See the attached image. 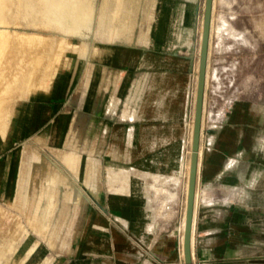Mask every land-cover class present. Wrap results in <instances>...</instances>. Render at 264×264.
Segmentation results:
<instances>
[{
  "label": "crops",
  "instance_id": "0c3cea01",
  "mask_svg": "<svg viewBox=\"0 0 264 264\" xmlns=\"http://www.w3.org/2000/svg\"><path fill=\"white\" fill-rule=\"evenodd\" d=\"M123 1L112 4L118 12H131L130 22L123 20L97 31L91 25L92 30L84 33L87 40L76 42L78 46L67 42L77 52H70L65 58L69 62L58 68V81L52 83L53 73L46 88L21 103L30 110L31 129L24 137L30 138L53 122L51 145L62 141L63 132L70 140L74 131H80L76 148L84 157L80 177L47 148L42 146L52 168L24 148L0 166V193L6 182V190L10 187L19 202L40 195L41 223L34 230L43 236L44 221L52 218L49 243L53 247L70 258H99L76 264H179L174 230L166 234L164 228L169 221L152 214L136 194L133 181L127 192L119 190L120 183H113L118 190L110 191L107 166L136 172L146 169L163 176L171 173L159 161L162 155L175 154L179 141L186 138L194 63L191 29L198 3ZM107 10L113 11L112 7ZM242 104L250 103H236L223 128L205 137V145L200 139L203 150L195 188L196 243L194 247L193 239L192 250L195 264H264V104L245 106L252 112L244 114L237 109ZM46 135L43 132L35 139L41 141ZM65 143L63 139L60 151L70 149ZM36 170L42 192L37 187L34 193L29 184ZM10 172L14 179L9 184L6 177ZM94 204L99 205L98 212L93 210ZM114 204L121 212L118 220L111 211ZM49 205L53 209L58 205L52 217L45 216ZM104 210L113 217H104ZM96 216L98 223L93 221ZM148 223L152 227L146 234ZM88 236L106 240L108 250L92 248Z\"/></svg>",
  "mask_w": 264,
  "mask_h": 264
},
{
  "label": "rangeland",
  "instance_id": "374dc122",
  "mask_svg": "<svg viewBox=\"0 0 264 264\" xmlns=\"http://www.w3.org/2000/svg\"><path fill=\"white\" fill-rule=\"evenodd\" d=\"M5 1L6 2L4 3V0H0L1 19L5 18L3 20L8 22V24L7 22L4 21L0 23V31H1L0 34L6 35L4 36L6 39L0 35V40H1L0 43H2L0 47H2L3 49L2 55L4 56L5 60L3 61L5 63L2 60L0 61H2L1 63L5 64L3 65L5 66V69L6 68L12 69L11 65L12 67L15 68L16 64H19L21 62V61L19 62V60L22 57H26V53H24L25 49L26 52L30 51L29 52L30 55H28L29 53H27V56L28 57L30 56L29 59L32 56H34L35 51H37L36 53L38 54L35 53V56L41 57L40 59L42 63L46 61L51 63L52 68L54 66L57 67L63 66L64 68V65H66L69 62L67 59H65L66 56L70 52H77V50L68 49L67 46L65 48L62 47L59 49L57 48L58 43L62 41L66 43L71 42L78 46V43L76 42L79 41L84 42L85 40H87L86 38L88 37V35L86 36L84 33L86 31L92 30L91 25L97 31L98 29L100 30L107 29L106 27L108 26L117 25V23L120 21H122L123 23V20L130 22L129 19L132 18L131 12L128 13L125 11L118 12L115 9L116 5L114 6L112 4V1H117V0H5ZM195 1L198 3V11L192 20V29H191L192 35H191V44H190V47L193 49L194 67H195L196 59L198 58L197 57L198 56L197 51L199 47L198 27H199V18H201L202 16V6L204 4V0H195ZM121 2L124 3L125 1L121 0ZM3 4L6 5L7 9ZM111 7L113 11L107 10L108 8ZM1 8L2 10L3 9L6 10L2 12ZM102 8L103 10H101ZM119 29H122V27L120 26ZM5 31L9 33L7 34ZM17 38L19 39L24 38L23 40L26 39L32 40L31 43L36 44V46L33 45L35 46L34 48L33 46H31L32 44L30 43L31 45L27 44L29 47L27 46L26 48V44L25 45L22 44L23 47L20 49V42L19 39ZM35 38L39 40L41 39L40 40L41 42L36 40L37 41L36 43V41H34ZM16 40L18 41L16 42ZM38 42H40L41 44L45 43L44 44L45 46L43 44L41 46L40 43H39L40 46L37 45ZM209 42L210 43H208L209 49H208V57H207L208 82L205 89L204 111L202 114L203 134L201 139L203 145H205V137H207L204 133V130L212 129L215 132L220 131L225 124V119L227 115L231 112V110L233 109L236 103H245V102L250 103V104H242L237 108L238 111L243 114L245 111L252 112L249 109L251 106H257L255 105V103L260 105L262 101L264 104V0H214L213 11H212V30H211V38ZM6 43L9 46L6 45ZM46 45L50 51L47 49ZM30 46L32 48H30ZM37 47L40 49H38ZM80 47L83 48V45L79 46V48ZM19 51L20 53L21 52L23 53L19 55L20 54ZM46 51H48L49 53ZM19 56H21V58ZM14 57L17 59L11 60ZM28 57L23 58L21 60L23 61L25 59L26 61H28L29 60ZM192 71H194V68ZM57 73H58V69L53 74V79L51 80L52 83L55 82L56 80L58 81L57 78L58 75L56 76ZM192 83L193 81L191 82V88H192ZM48 84L49 83H47L46 86ZM39 89H44V88L43 86L40 87L38 86V89L36 90L35 93H37ZM14 91L17 92L15 93ZM14 91L10 92L8 96L6 95L5 97H0V109L4 110L6 114L5 120L8 122V131H13L16 128L18 117L15 114L17 111L18 104L21 105L22 101H26L29 97V93H26L25 95L22 94V96L19 98V96H17L18 90H14ZM3 103H5V105ZM190 106H192L191 93H190L188 117L185 120L186 138L184 140L179 141V147L177 151H175V154L169 156L162 155L161 160L159 161V166L163 167L165 171L171 172L168 176L152 174L148 172L146 169L136 172L132 168L118 169L115 168V166L113 165L107 166V171H108L107 181L109 183L110 191L113 192L115 190H118L112 186L113 183H120L121 186L119 190H121L122 192L123 191L127 192L128 183L130 181H133V183H135L136 186V190H135L136 194L142 200V202L146 203L147 208L152 211V214L158 215L157 217H160L159 218L161 219L160 221H169L164 226V228L167 230L166 234L171 233L173 230L176 231L182 214V208H183L182 200L184 196L183 192H184V181H185V178L183 177L184 171L182 170V162L186 157V155L184 154H187L185 151L188 150V145H189L187 142L188 141L187 133L189 128L188 121L190 119V111H191ZM245 106L249 107V109L248 108L246 109ZM2 107L4 109H2ZM5 108L7 110H5ZM26 110H27L26 116L23 119L24 131L16 141H14L11 144L4 145L2 150H0V166H3L4 163L9 161L14 154H19L24 148H27L28 150L32 151L39 158L41 162L44 163L46 162L47 164H49L48 163L49 157L46 151L42 148V146L47 148L48 151L58 161H60L59 158L54 154V152H52L50 148H53L55 150H63L61 149V147L63 146V139L64 142H68L65 133L63 132L62 141H61L62 143L60 142L58 143V145L49 144V140H50L49 129L55 123L53 122L44 130L35 131L33 134L31 133L32 135L30 138L24 137L31 129V125L27 120L30 110L28 108H26ZM48 113L49 112L47 109L46 116L48 115ZM40 124L41 123H36L35 125L39 126ZM80 126L82 127L84 126V124ZM33 127L35 126L33 125ZM43 132L47 134L46 138H44L41 141H37L35 138L38 135H41ZM79 133L74 131L72 136L74 139H70L71 144L74 145L73 148L75 152L78 154V156L80 153L76 151V148L78 144ZM184 144H185V149H182ZM60 162L68 170L72 172V170L69 167H67L66 164H64L62 161ZM172 166L175 167H173L172 169L171 168ZM83 167H84V157L80 154L78 166L76 168L77 172L76 173L72 172V173H74L79 178ZM177 170L179 171V173L176 176ZM130 176H132V178ZM137 178L138 180L134 182V179ZM157 178L161 179V181L157 180ZM157 181L158 183H156ZM162 181L163 183L161 184L160 182ZM149 189L151 190L148 191ZM165 191H168V195L169 193L170 194L174 193L173 195H170V197H173L172 198L173 200L168 198L169 196L166 195L167 192L165 193ZM148 192H149V196L151 197V200L150 197L148 196ZM34 195H36V193L32 194V197H34ZM112 200H116V198H112ZM0 204L5 210L11 211V208L5 206L4 203H1V201ZM116 205L117 204H114L113 208H111V211L112 214H114L115 219L118 220L121 212L116 207ZM49 206L50 207L48 209H45L46 217H52L53 215H55V212L57 211V207H58V205L57 206L54 205V209H53L51 208L53 207V205H49ZM98 206L95 204L92 205L93 210L98 212L99 211ZM9 213L0 212V243L2 244L4 240H7L10 237L12 229L13 230L17 229L16 227L13 228L15 225L18 224L21 225L22 229L24 230L20 232L18 228L19 232H17L13 236L14 237L12 238L13 242L11 247H9V251H2L0 253V256L2 258L6 257L7 259H9L14 253L18 251L20 252L22 250L21 254L23 253L22 256L24 258L31 257L34 255V253L38 254V258L41 261L39 262L41 264H76V261H82L84 259H88V260L93 259L96 262L99 260V258H90V257H82V256L76 258H70L67 256L65 252L63 251L59 252L58 249H56V247H53L49 243L50 239L52 240L51 237L52 218L45 219L44 221L45 234L42 236L40 233L31 229L28 226V224L24 220L23 214L14 215L13 211H11V214ZM103 213H104L103 214L104 217L107 216L110 219L113 217V216L111 217V215L108 213L107 210H104ZM93 221L98 223L97 221H99V218L96 216ZM110 224L113 225L111 221ZM151 227H152L151 223H148L145 226L146 234L150 232ZM3 234L6 236H4ZM144 236L142 235L140 239L145 243ZM193 239H194V247H195V243H196L195 233H193ZM86 241L87 244H91L92 246H94L92 248L99 249L100 251L108 250V242L106 240L94 236H88ZM28 249L31 251H27ZM179 251H180L179 242L176 239L175 255H177L179 259V264H184L183 257H180ZM1 260L2 262L4 261V259Z\"/></svg>",
  "mask_w": 264,
  "mask_h": 264
},
{
  "label": "bare ground",
  "instance_id": "6f19581e",
  "mask_svg": "<svg viewBox=\"0 0 264 264\" xmlns=\"http://www.w3.org/2000/svg\"><path fill=\"white\" fill-rule=\"evenodd\" d=\"M6 1L4 0V3ZM205 2V0H204ZM213 4H214V0H212V9H211V17H210V27H209V38H208V43H210V38H211V30H212V10H213ZM4 5V4H3ZM8 5V4H7ZM6 7V5H4ZM2 7V6H1ZM3 8V7H2ZM1 8V10H2ZM7 9V7H6ZM6 9H3L2 12H4V10ZM203 9H204V4L202 6V16L200 18V23H199V36H198V43H199V47H198V58L196 59V62H195V67L193 66L194 68V71H193V74H192V91H191V95H192V106L191 107V111H190V119L188 121V150L185 151L187 154H184L186 155V157L184 158V161L182 162V170L184 171V178H185V181H184V196H183V200H182V203H183V208H182V214H181V218H180V222L178 223V227L176 229V234L174 235V237L178 240L179 242V248H180V257H183V240H184V228H185V215H186V202H187V191H188V177H189V170H190V155H191V144H192V135H193V126H194V109H195V100H196V90H197V82H198V71H199V56H200V45H201V36H202V22H203ZM6 12V11H5ZM5 19V18H3ZM1 19V16H0V23H2L4 20ZM4 22H7V21H4ZM8 24V22H7ZM19 24V23H18ZM2 25V24H1ZM17 25V24H16ZM6 32V31H5ZM1 33V31H0ZM7 34L9 32H6ZM1 36H6L5 34H0ZM5 38V37H4ZM9 38V37H8ZM14 38V37H13ZM16 38V37H15ZM20 38V37H19ZM17 38V39H19ZM2 39V38H1ZM6 39V38H5ZM3 39V40H5ZM22 39V38H21ZM19 39V42H20V49L23 47V45L26 44V48L28 45H31V41L32 40H21ZM11 40V39H10ZM34 40V39H33ZM40 41L39 39H36L34 41ZM44 40V39H43ZM1 41V40H0ZM9 41V40H8ZM15 41V40H14ZM18 40H16L17 42ZM36 41V43H37ZM6 42V41H4ZM10 42V41H9ZM8 42V44H9ZM12 42V41H11ZM41 42V41H40ZM37 45H39V43ZM31 43V44H30ZM2 43H0V46H1ZM4 44V43H3ZM6 43V45H8ZM28 44V45H27ZM41 44V43H40ZM43 44V43H42ZM41 44V46H42ZM45 44V43H44ZM43 44V45H44ZM36 44H32L31 46H33ZM3 46V45H2ZM9 46V45H8ZM12 46V45H11ZM30 46V48H32ZM35 46H33L35 48ZM40 46V45H39ZM45 46V45H44ZM68 49H71L70 48V44L66 43V42H60L58 43L57 45V48H62V47H66ZM209 46V45H208ZM19 47V46H18ZM29 47V46H28ZM47 47V45H46ZM56 47V46H55ZM74 47V46H73ZM12 48V47H11ZM29 48V49H30ZM38 48V47H37ZM36 48V50H37ZM44 48V47H42ZM66 48V49H67ZM5 49V48H4ZM24 49V48H23ZM40 49V48H38ZM48 49V47H47ZM56 49V48H55ZM73 49V48H72ZM209 49V48H208ZM208 49H207V56H206V67H205V75H204V94H205V89H206V85H207V82H208V64H207V57H208ZM2 47H0V60H5L4 59V56L2 55ZM12 50V49H11ZM34 50V49H33ZM42 50V49H41ZM46 50V49H45ZM44 50V51H45ZM49 50V49H48ZM63 50V49H62ZM8 51H9V48H8ZM13 51V50H12ZM23 51V50H21ZM32 51V50H31ZM35 51V50H34ZM50 51V50H49ZM4 52V51H3ZM11 52V51H10ZM9 52V53H10ZM30 51H27L26 52V49L24 51V53H26V57L27 56V53H29ZM37 51H35L36 53ZM40 52V50H39ZM48 52V51H46ZM12 53V52H11ZM14 53V52H13ZM20 53V51H19ZM18 53V54H19ZM23 53V52H21ZM21 53L19 55H21ZM35 53H34V56H32L30 59L28 57V61H26L25 59L22 61L21 59L23 58H26V57H22L19 56L20 60H19V64H16L15 68L12 67L11 65V68L12 69H5V64L1 63L2 61H0V97H5L6 95L8 96L10 92L14 91V90H18V95L19 98L22 96V94H26V93H29L30 96L34 95L36 90L38 89V86H46V84L48 83L50 77L52 76V74L54 73V71L58 68H61V67H57V66H54L52 68V65L51 63L49 62H41V57L39 56H35ZM49 53V52H48ZM15 54V53H14ZM16 54V55H18ZM33 54V53H32ZM38 54V53H36ZM41 54V53H40ZM51 54V53H50ZM30 55V53L28 54ZM3 56V58H2ZM14 56V55H13ZM42 56V55H41ZM11 57V56H10ZM9 57V58H10ZM16 57V56H15ZM12 58L11 60H14V59H17V58ZM53 57V56H52ZM7 59V58H6ZM8 61V60H6ZM26 61V62H25ZM4 62V61H3ZM65 62V61H64ZM5 63V62H4ZM12 63V61H11ZM15 64V63H14ZM194 65V64H193ZM191 81V82H192ZM15 93L17 91H14ZM14 93V94H15ZM12 95V94H11ZM14 95V96H16ZM13 97V96H11ZM12 99V98H11ZM15 99V98H14ZM2 101V100H1ZM5 101V100H4ZM3 101V102H4ZM6 103V102H5ZM5 103H3L5 105ZM8 103V102H7ZM7 105V104H6ZM6 107V106H5ZM2 109H4L2 107ZM1 110V109H0ZM5 110H7L5 108ZM26 108L25 107H22L21 105L18 104V107H17V111H16V116L18 117V120H17V123H16V128L13 130V131H8V122L5 120V117H6V114L4 112V110H1L0 111V150H2L3 146L6 145V144H11L13 143L14 141H16L19 136L21 135V132L23 130V126H24V118L26 116ZM203 111H204V95H203V107H202V114H203ZM9 114V113H7ZM200 128L202 130L203 128V125H202V117H201V125H200ZM13 129V128H12ZM73 132V131H72ZM202 134L203 132H201L200 134V139L202 137ZM38 139V138H36ZM71 139H74L73 137H71ZM186 142V143H187ZM71 140H68V142L65 143V146L67 147H70L69 150H64V151H60V150H55V149H51L52 152H54V154L59 158L60 161H62L64 164L67 165V167H69L72 172L75 171V169L77 168L78 166V162H79V156L78 154L75 152L74 150V145L71 144ZM66 149V148H65ZM202 145H200L199 143V147H198V152H197V164H196V171L198 170L199 168V165H200V159H201V156H202ZM181 165V164H180ZM77 171V169H76ZM75 171V172H76ZM128 172V171H127ZM39 175L37 170L34 171L32 173V182H30L29 186H30V189L32 192H36L38 191V188L37 187H40L41 188V185L40 183L38 182V180L36 179V176ZM143 176V175H142ZM155 176V175H153ZM158 177V176H157ZM149 178V177H148ZM14 179V174L12 172L10 173H7V177H6V181L11 182V180ZM143 180V179H142ZM153 180V179H152ZM157 180H160L161 179H158ZM145 182V181H144ZM158 183V181L156 182ZM161 184L163 183L160 182ZM153 184V183H152ZM167 185V184H166ZM9 187V185H8ZM39 188V192H42V188L40 189ZM158 188V187H157ZM152 189V187H151ZM8 190V192H7ZM6 190V182L4 183L3 185V188H2V193H0V201L1 203L4 202V204L7 205V207H10L11 208V211L14 212V215H20V214H23L25 216V220L26 222L28 223L29 227L31 229H35V230H38L39 229V225L41 223V219H39V215H38V203H39V196L40 195H34V197L32 198H27V197H24L22 199L21 202H19V200H17L16 198V194L14 191H12V189H9L7 188ZM155 190V189H153ZM162 190V189H161ZM7 192V194H6ZM122 192V191H121ZM157 192V191H155ZM164 192V190H163ZM167 192V193H166ZM145 193V192H144ZM166 195L169 196L168 198L172 199L173 197H170V195H173V194H170L168 195V191H165ZM155 195V194H154ZM175 196V195H174ZM167 198V199H168ZM164 200V199H163ZM166 200V199H165ZM173 200V199H172ZM171 200V201H172ZM164 202V201H163ZM166 202V201H165ZM161 204V203H160ZM196 204H197V191L194 192V204H193V212H192V223H191V230H190V246H191V252H193V227H194V211H195V207H196ZM5 207V208H7ZM162 209V208H161ZM11 211H7L5 210L1 204H0V212H10L9 214H11ZM13 214V213H12ZM169 214V213H168ZM167 215V214H166ZM165 215V216H166ZM17 217V216H16ZM13 218V217H12ZM160 218V217H159ZM163 218V217H162ZM166 218V217H165ZM168 220V219H167ZM21 221V220H20ZM17 228L16 230H13L12 229V232L10 234V237L8 235V238L7 240H4V242H2V244L0 243V253L2 251H9V247H11L12 245V242H13V239L14 238L13 236L19 232L18 231V228L20 230V232L23 230L21 229V225H15L13 228ZM14 231V232H13ZM4 235V234H3ZM2 235V236H3ZM1 236V237H2ZM6 236V235H4ZM3 241V240H2ZM21 246V245H20ZM11 250V249H10ZM22 251V250H21ZM21 251L19 252H16L14 253L9 259H7L6 257L2 258L1 256V259H4V261L2 262V260L0 259V264H41L40 262V259L38 258V254H35L31 257H27V258H24L21 254ZM27 251H31V250H27ZM29 255V254H28ZM183 260H184V257H183ZM40 261V262H39ZM184 263V262H183Z\"/></svg>",
  "mask_w": 264,
  "mask_h": 264
},
{
  "label": "water",
  "instance_id": "95a60500",
  "mask_svg": "<svg viewBox=\"0 0 264 264\" xmlns=\"http://www.w3.org/2000/svg\"><path fill=\"white\" fill-rule=\"evenodd\" d=\"M211 9H212V0H205L204 9H203L199 71H198V82H197L196 100H195V109H194V126H193V135H192V144H191L190 170L188 177V191H187V202H186L185 228H184V240H183L184 264H195L193 262V256L190 246V230L192 223L194 192H195L196 180H197V171H196L197 152L200 143V134L202 132L200 125H201L202 107H203L204 75H205L206 56L208 49ZM197 11H198V6L196 7L195 14H197ZM204 133L206 136H210L214 134V130L205 129ZM115 222L117 223V221ZM173 234L174 235L176 234L175 230L173 231Z\"/></svg>",
  "mask_w": 264,
  "mask_h": 264
}]
</instances>
